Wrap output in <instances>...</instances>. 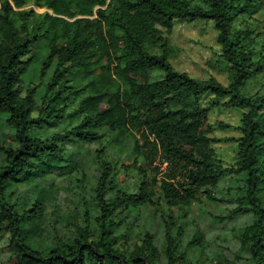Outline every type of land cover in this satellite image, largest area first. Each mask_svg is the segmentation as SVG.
Wrapping results in <instances>:
<instances>
[{"label": "trees", "instance_id": "16d2710c", "mask_svg": "<svg viewBox=\"0 0 264 264\" xmlns=\"http://www.w3.org/2000/svg\"><path fill=\"white\" fill-rule=\"evenodd\" d=\"M0 113L15 130L18 147L1 150L6 164L0 167V234L9 233L16 251L15 264H150L145 249L125 256L115 248L111 230L118 210L128 205H158L156 194L143 187L139 194L118 191L112 202L111 166L98 152L102 176L96 189L100 216L98 238L79 228L78 238L48 254L27 244L25 227L43 211L42 201L17 207L8 193L25 183L45 179L60 168L64 148L71 142L94 144L106 131L119 139L139 136L137 151L146 165L163 176V196L170 206L189 204L201 190L214 199L212 190L227 176L245 179L244 197L232 215L252 214L255 225L253 259L264 261V95L251 99L241 89L264 71V52L258 53L261 35L235 29L237 17H252L264 0H0ZM30 4L39 9L38 13ZM214 23L222 54L218 62L230 66L228 86L211 78L200 81L178 71L170 57L168 39L176 23ZM264 44V40L262 41ZM44 51L40 76L55 67L40 105L35 90L22 97L18 86ZM259 56L257 61L255 58ZM159 71L163 78L152 80ZM88 82L74 89L77 75ZM214 97L229 100L230 107L247 109L238 138H211L209 115ZM74 120H79L73 124ZM69 123L70 128L51 138L40 133L47 127ZM239 144L236 167L219 163L211 143ZM167 163L165 174L157 162ZM146 178V172L142 171ZM156 180H159L155 179ZM168 264H182L170 243Z\"/></svg>", "mask_w": 264, "mask_h": 264}, {"label": "rangeland", "instance_id": "374dc122", "mask_svg": "<svg viewBox=\"0 0 264 264\" xmlns=\"http://www.w3.org/2000/svg\"><path fill=\"white\" fill-rule=\"evenodd\" d=\"M2 1H0V4ZM28 8L38 13L46 12L30 4ZM235 29L252 30L253 35L264 32V8L252 17H237ZM172 53L170 60L180 72L188 73L193 78L206 81L211 78L228 86L232 81L230 66H223L218 61L222 54L218 43V31L214 23L195 21L192 23H176L174 32L168 36ZM260 39L263 41L264 36ZM260 41L257 52L263 54L264 44ZM41 57L30 67L29 72L19 83L22 97L32 89L38 105L51 81L55 67L44 78L40 76L43 48L39 47ZM259 60V56L255 58ZM163 78L159 71L152 73V80ZM83 76L77 75L74 89L86 84ZM241 95L258 99L264 95V71L253 77L241 89ZM216 103L209 115L211 138H238L243 126L247 109L230 107L229 100H217L208 97L201 105L205 107ZM8 114L0 113V167L6 164L4 148H17L15 130L8 125ZM79 121V120H78ZM77 120L72 122L77 124ZM70 128L69 123L47 127L40 132L43 137L63 133ZM143 144L139 136L128 134L119 139L116 133L106 131L101 142L89 144L79 141L69 143L64 148V157L59 165L45 179L25 183L8 193V199L16 203L18 208L27 204L31 207L42 201L43 211L28 222L25 227L27 244L44 254L55 247L71 243L78 238L79 228L91 231L93 237L100 235L97 219L100 209L96 201V189L102 176L98 152L104 151L105 159L111 166L110 179L112 188L106 198L112 202L118 191L126 194H139L143 187L156 194L158 205H128L118 210L114 217L115 226L111 230V238L117 239L116 250L129 256L136 250H144V241L151 238L145 249V256L150 264H168L167 250L172 244L177 258L182 264H258L252 257L249 239L255 217L252 214L232 215L240 207L244 197L245 179L229 175L212 190L214 199L208 198L205 190H201L198 199L189 204L178 206L167 204L161 190L160 179L146 165L144 155L137 149V143ZM217 160L226 168L236 167L238 163L239 144L236 142L211 143ZM160 173L168 172V164L157 162ZM146 172L145 178L142 174ZM159 179L156 180L155 179ZM264 204V189L260 194ZM16 251L12 246L9 233L0 234V264H15ZM260 264H264L262 261Z\"/></svg>", "mask_w": 264, "mask_h": 264}]
</instances>
